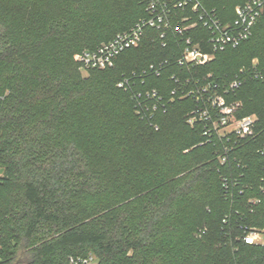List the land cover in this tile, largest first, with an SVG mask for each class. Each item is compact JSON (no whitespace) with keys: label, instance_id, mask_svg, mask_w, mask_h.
<instances>
[{"label":"trees","instance_id":"obj_1","mask_svg":"<svg viewBox=\"0 0 264 264\" xmlns=\"http://www.w3.org/2000/svg\"><path fill=\"white\" fill-rule=\"evenodd\" d=\"M202 1L228 22L247 0ZM149 16L145 0H0V264H264V245L224 222L264 233V12L250 39L201 66H181L180 36L163 46L154 28L112 67L76 59ZM236 76L225 95L236 117L256 116L254 133L207 142L187 92L199 81L224 93ZM154 89L162 103L143 117ZM230 173L242 174L231 198Z\"/></svg>","mask_w":264,"mask_h":264},{"label":"built area","instance_id":"obj_2","mask_svg":"<svg viewBox=\"0 0 264 264\" xmlns=\"http://www.w3.org/2000/svg\"><path fill=\"white\" fill-rule=\"evenodd\" d=\"M148 18L138 20L130 29L117 33L111 40L102 43L95 49L85 50L76 55V59L83 64L85 71L91 68L104 69L115 65L116 59L124 51L137 47L142 42L148 28H154L159 32L163 46L167 44L166 37L169 31L176 32L184 47L178 57V63L183 67L201 66L215 58L216 53L227 48H236L250 39L259 18L264 12V0H247L235 8L236 17L232 21L221 20L215 9L205 7L202 0H145ZM181 12V13H179ZM175 22V26L173 25ZM208 31V34L204 31ZM257 61L254 60V64ZM163 63L160 66L152 64L160 74ZM244 74V69L241 70ZM255 76L261 77V73L255 70ZM122 81L118 86H125ZM241 76L233 78L224 89V93L218 92V83H200L196 81L187 94H192L198 101V106L191 112L188 122L194 126L197 122H203V135L209 142L213 135L226 139L228 142L234 139L237 143L240 139L253 135L256 125L255 115L236 117L240 102L228 101L225 94L231 93L241 87ZM141 96V94H140ZM148 100L138 104V112L149 118L162 103V96L157 90L147 92ZM150 102V103H151ZM234 146L224 144L218 152L222 165H231V153ZM236 162V159H234ZM238 166L240 163L238 162ZM240 176L230 173L222 176L223 186L227 197H233V188L240 186ZM259 199L251 198L248 203L252 207L259 203ZM253 208H251V212ZM242 219L232 220L231 216L224 219L225 223H232L238 229L235 233V241L249 245H264V233L261 229L248 224H243ZM68 264H99L97 257L89 255H72Z\"/></svg>","mask_w":264,"mask_h":264},{"label":"water","instance_id":"obj_3","mask_svg":"<svg viewBox=\"0 0 264 264\" xmlns=\"http://www.w3.org/2000/svg\"><path fill=\"white\" fill-rule=\"evenodd\" d=\"M3 170H1V172H2Z\"/></svg>","mask_w":264,"mask_h":264},{"label":"rangeland","instance_id":"obj_4","mask_svg":"<svg viewBox=\"0 0 264 264\" xmlns=\"http://www.w3.org/2000/svg\"><path fill=\"white\" fill-rule=\"evenodd\" d=\"M84 74H86V73H84Z\"/></svg>","mask_w":264,"mask_h":264}]
</instances>
